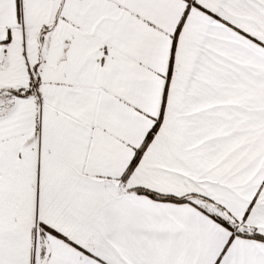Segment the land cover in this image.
<instances>
[{
	"label": "snow or ice",
	"instance_id": "1",
	"mask_svg": "<svg viewBox=\"0 0 264 264\" xmlns=\"http://www.w3.org/2000/svg\"><path fill=\"white\" fill-rule=\"evenodd\" d=\"M0 264H264V0H0Z\"/></svg>",
	"mask_w": 264,
	"mask_h": 264
}]
</instances>
